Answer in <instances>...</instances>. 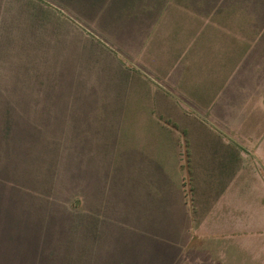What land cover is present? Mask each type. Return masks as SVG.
<instances>
[{"label":"rangeland","instance_id":"obj_1","mask_svg":"<svg viewBox=\"0 0 264 264\" xmlns=\"http://www.w3.org/2000/svg\"><path fill=\"white\" fill-rule=\"evenodd\" d=\"M222 144L242 185H213ZM149 151L169 227L112 184ZM0 264H264V0H0Z\"/></svg>","mask_w":264,"mask_h":264},{"label":"crops","instance_id":"obj_2","mask_svg":"<svg viewBox=\"0 0 264 264\" xmlns=\"http://www.w3.org/2000/svg\"><path fill=\"white\" fill-rule=\"evenodd\" d=\"M182 77L183 75H179V83L181 80L180 78ZM167 89L168 88L165 89L166 91H152V89H150L149 94H151V96L153 94L157 95V97L159 98L158 101L167 104V100L168 103H170L173 102L174 99L171 95L172 93H168ZM220 98L221 97L219 95L217 97V100L213 102V110L217 111L218 113L224 112V110L226 109L224 108V106L222 107V104L220 103ZM142 103H146L149 105V101H145ZM163 139L164 141L170 142L169 138L167 137H163ZM221 148L222 151L219 152L220 160L215 161L212 169L213 172H215V177L213 178V185H242L243 178L238 176L241 172L237 158L239 156L236 155L234 151H231L230 149H224L228 148L225 144H222ZM167 149H169V147H167ZM143 152L145 153V150L141 149V151L138 153L141 154V156H145ZM152 152L154 153V158H152L151 156L153 153L151 154V151H149L148 155L145 157L148 161L147 163H145L146 161L142 159L141 156V161L138 162L137 160H133L131 164L132 166L128 164V162H126L127 166L124 167L126 170L125 172L128 173V176L130 174L129 178L128 176H126L127 178L125 179V182L123 179V172L119 173L120 176H118V178H120V181H115L112 184L116 185L117 194L120 189V185H132V208L133 214H135L136 217L138 216L136 220H146L150 223L154 221H164L166 226L169 227V225L172 224L171 221H173V216H176L172 214L173 208H179L178 210H176V212H178V215H180L182 218L186 217V213L184 212V209L186 208L178 192L180 188L176 187V184L173 182V179L171 177L172 166L167 163L169 162L170 158L169 151H167L168 159H166L167 153L159 156L157 151ZM133 154L134 155L132 156V159H136L135 157H137V155L135 154V152H133ZM124 167L121 168L122 170H118L124 171ZM85 173L86 185H94L93 189L95 188V191L100 185L109 184L108 180L110 179L107 178V174L105 170L102 169V167H87Z\"/></svg>","mask_w":264,"mask_h":264}]
</instances>
